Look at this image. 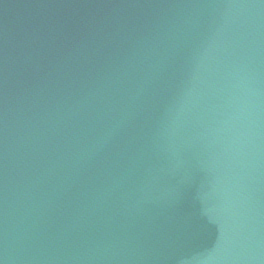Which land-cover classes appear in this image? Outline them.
Returning a JSON list of instances; mask_svg holds the SVG:
<instances>
[{"label":"water","instance_id":"obj_1","mask_svg":"<svg viewBox=\"0 0 264 264\" xmlns=\"http://www.w3.org/2000/svg\"><path fill=\"white\" fill-rule=\"evenodd\" d=\"M0 264H264V0H0Z\"/></svg>","mask_w":264,"mask_h":264}]
</instances>
